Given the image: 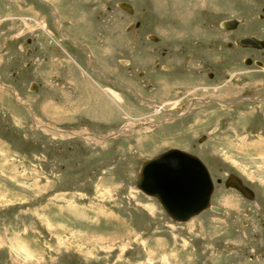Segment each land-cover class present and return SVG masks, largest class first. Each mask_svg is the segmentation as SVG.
<instances>
[{
    "label": "rangeland",
    "instance_id": "374dc122",
    "mask_svg": "<svg viewBox=\"0 0 264 264\" xmlns=\"http://www.w3.org/2000/svg\"><path fill=\"white\" fill-rule=\"evenodd\" d=\"M48 1L65 14L60 37L63 24L39 0H0V264H264V66L256 64L264 51L233 48L243 33L264 39V0ZM118 2H129L133 14ZM228 18L240 25L230 33L221 25ZM67 33L96 51L93 68L169 113L152 114L149 105L132 111L142 105L115 84L133 115L103 103L100 115L89 98L111 102L109 85L62 39ZM66 63L92 86H79L80 94L66 82L59 88L75 77ZM201 96L221 101L186 108ZM53 103L57 113H49ZM163 117L152 131L129 129ZM172 146L200 155L221 179L211 203L223 213L205 209L175 221L136 187L142 161ZM226 173L242 178L253 198L228 189Z\"/></svg>",
    "mask_w": 264,
    "mask_h": 264
},
{
    "label": "water",
    "instance_id": "95a60500",
    "mask_svg": "<svg viewBox=\"0 0 264 264\" xmlns=\"http://www.w3.org/2000/svg\"><path fill=\"white\" fill-rule=\"evenodd\" d=\"M119 6L131 10L128 4L120 3ZM235 25L234 20L222 22V26L226 28ZM235 43L238 46L256 48L264 45L263 41L253 36L239 37ZM256 64L261 65L260 62ZM231 179H228L226 185L248 196L241 182H230ZM136 187L144 194L154 197L175 221H185L208 207L220 211L218 207L210 204L213 183L205 165L197 156L179 148H169L144 159L139 167Z\"/></svg>",
    "mask_w": 264,
    "mask_h": 264
},
{
    "label": "flooded vegetation",
    "instance_id": "af4514ba",
    "mask_svg": "<svg viewBox=\"0 0 264 264\" xmlns=\"http://www.w3.org/2000/svg\"><path fill=\"white\" fill-rule=\"evenodd\" d=\"M42 4H44V5H46L48 8H49V13L54 17V19L57 21V22H61V24H63V29H62V27H61V29L57 32V34L56 35H58L59 37H60V32H61V30H65L66 31V28H65V21H64V19H65V14L63 13V10L61 9V7H59V6H57V3L56 2H54V3H52L51 1H48V0H39ZM119 3H122V2H118V6H119ZM125 11V10H124ZM133 12H134V8H133V6L131 5V10L130 11H125V14L126 15H131V14H133ZM55 14V15H54ZM230 19V18H229ZM239 22V21H238ZM45 24V23H44ZM141 25V21H135L134 22V26H140ZM239 24L235 27V28H233V27H231V28H224V29H226V30H224V31H226V32H232V31H234V29L236 30V29H238L239 28ZM39 28H41L45 33H48V29L46 28V26L44 25V28H42V27H40V26H38ZM56 30H57V28H56ZM244 34V33H243ZM243 34H240V35H243ZM63 36L65 35V34H62ZM66 35H72V36H74V37H72V36H66V37H62V39H65V40H68V41H70L71 43H73L76 47H77V49H79V50H81L82 51V53H83V55H87V57H88V59H87V69L88 70H91L92 71V73H99V74H101L102 75V77H103V79L108 83V87H106L105 89H106V91H107V93H109V95L107 94V97L109 98V100L111 101V102H106V101H98L97 99L96 100H94V98H89V102L91 103V105H92V107H96V105H97V109H98V107H99V105L101 104V103H103V104H101V106L103 107V109L105 110V109H112L113 111L112 112H114V113H116V110L114 109V106L115 107H117V109H119V110H117L120 114H119V116H121V117H123V118H126V117H131V115H133V112H130V109H129V106H131V105H128V104H131V102H130V100H128V99H126L124 96H123V94H121L120 92H118V91H115V89H113V86L115 85V84H119L122 88H124V90L128 93V94H130L132 97H133V99L134 100H137V102L136 103H139V105H142L141 107L140 106H137V105H135V106H133L132 105V108H131V110L132 111H138V110H141L142 108L144 109V108H146L148 105L149 106H151V107H153L154 109L152 110V114H157V113H159V112H162V113H169L168 112V110L166 109L165 110V108H164V106H162V105H159V104H155V103H152V102H148L149 100L148 99H146V98H143V96H142V94H140L139 93V91L138 90H136V89H133L132 88V86H131V84H128V83H126V81L124 80V79H121V78H118V77H113L112 75H109L108 73H107V71L105 70V69H103V68H101V67H97L96 66V68H93V66H92V63L93 62H95V64H97V62H98V57H97V53H96V51L95 50H93L92 48H87V46L86 45H84V44H86L85 43V40H81L79 37H77L76 35H73V34H71V33H67ZM79 41L81 42V44L79 43ZM235 45V44H234ZM233 45V48H235L236 50H240V51H252V52H254V53H256V52H261V51H264V48H262V49H256V48H252V47H239V46H237V45H235L234 46ZM84 49H86V51H84ZM92 52V53H91ZM68 56L70 57V60L72 59L73 60V62L80 68V70L83 72V74H87L93 81H94V78H92V75L90 74L89 75V72H88V70L87 69H85L83 66H81L74 58H73V56H71V55H69L68 54ZM93 56V57H92ZM93 58H94V60H93ZM71 60V61H72ZM254 61L255 60H253V59H251V64H250V66L252 67L253 66V63H254ZM129 62L130 61H128L127 59H120L119 60V64H121L122 66H127L128 64H129ZM261 62V65H259V67H263L264 66V63L262 62V61H260ZM68 66H69V68H68V75L69 74H71V75H73V76H75L74 77V79H72L71 77H69L68 79H62V82L60 83V82H58L57 81V83H60V84H58V87L60 86L61 88H64L65 86H64V84L63 83H68L69 85L67 86V88H71V89H75V91L77 92V93H79V86L81 87V88H86L85 87V85H88V86H92L91 85V83H89V84H83V81L82 80H78L77 79V75H76V71H75V68H74V66H73V64L71 65L70 63H66ZM157 66H159V63L158 64H156ZM66 67V66H65ZM162 68L163 69H170L171 68V66L170 65H162ZM79 70V71H80ZM107 74V75H105V73ZM138 73V75H140V76H142L141 74H143L144 72L143 71H138L137 72ZM70 75V76H71ZM207 76H208V78H212V80H215V73H214V71H208L207 72ZM46 77H51V76H49L48 75V73L46 74ZM227 78V77H226ZM228 79V80H227ZM227 79H225V80H227V81H230V79L231 78H227ZM95 82V84H97V85H99L96 81H94ZM53 82H49L48 83V90H50L51 88H52V84ZM65 83V84H66ZM81 84V85H80ZM83 84V85H82ZM37 86H38V83H37ZM111 86V87H110ZM221 86V85H220ZM59 87V88H60ZM38 88H40L39 86H38ZM216 88V87H215ZM215 88H213V89H215ZM101 90H102V87H101ZM80 92H81V89H80ZM80 94V93H79ZM99 100H100V97H97ZM107 98V99H108ZM217 98H221V97H217ZM254 99V98H253ZM255 99H258V98H255ZM207 100H210V98L209 97H203V96H201V97H197V98H193L192 100L191 99H189V101H188V104H187V106H186V108L189 106V103H191L192 104V108H194V106L195 105H202V103H211V102H213V101H215V102H217L218 101V99H214V100H210V101H207ZM70 101H71V99H70ZM151 101V100H150ZM100 102V103H99ZM178 102H179V100H174V107L176 106V107H178ZM89 103V104H90ZM218 103V102H217ZM120 104H124V109L120 106ZM57 104H52L51 106H52V108L50 109L51 111H49V113H57L58 112V110H57V106H56ZM65 105V103H63V106ZM70 105H72V107L74 106V105H76L75 103H73V101L72 102H70ZM60 107V109L59 110H61L62 111V108H64V107ZM68 107H69V105H67ZM56 107V108H55ZM205 107H207V106H205ZM100 108V107H99ZM186 108L184 109V112H185V110H186ZM52 109H54V110H52ZM104 110H101L102 112H100V109H98V111H99V114L100 115H102L103 114V111ZM98 114V115H99ZM182 114V113H181ZM97 114H96V116H98ZM99 115V116H100ZM104 115V114H103ZM172 116V115H171ZM157 119H163L162 121L161 120H156V119H149V120H146V121H140V122H138V123H135L136 125H131L130 126V128L129 129H133V128H135V129H140V130H149V131H152V128L153 127H156L158 124H162V123H165L166 121H168V120H166V119H164V117L163 118H157ZM173 119V118H172ZM171 119V120H172ZM170 120V119H169ZM48 125H50V126H55V125H51V124H48ZM128 126V125H127ZM151 129H150V128ZM50 128V127H49ZM125 128V127H124ZM124 128H122V130L124 129ZM216 130V128H214V131ZM125 131H127V130H125ZM152 135V134H151ZM198 141H200V140H198ZM172 147H176V146H172ZM176 148H179V147H176ZM180 149V148H179ZM186 150V149H185ZM188 151V150H187ZM161 152V151H160ZM160 152H157V153H155L154 155H157L158 153H160ZM189 152H191V153H193V154H196V153H194V152H192V151H189ZM198 155V154H197ZM198 156H200V155H198ZM201 157V156H200ZM202 158V157H201ZM203 159V158H202ZM206 163V162H205ZM207 164V163H206ZM208 165V164H207ZM208 167H209V165H208ZM226 174H229V173H226ZM216 179H219V178H216ZM241 180H242V178H241ZM222 182L224 183V179H222ZM242 182H243V180H242ZM228 189H230V190H233V191H236L235 189H233V188H228ZM215 190V189H214ZM226 190V189H225ZM214 192V191H213ZM236 192H238V191H236ZM253 194H254V191H253Z\"/></svg>",
    "mask_w": 264,
    "mask_h": 264
},
{
    "label": "bare ground",
    "instance_id": "6f19581e",
    "mask_svg": "<svg viewBox=\"0 0 264 264\" xmlns=\"http://www.w3.org/2000/svg\"><path fill=\"white\" fill-rule=\"evenodd\" d=\"M221 24H222V22H221ZM145 207L147 208V209H149V210H152V209H154V206L152 207L151 205H145ZM219 209H220V211L218 212V211H215V212H218V213H223V210L220 208V207H218ZM210 209V208H209ZM154 213V212H153ZM171 218V217H170Z\"/></svg>",
    "mask_w": 264,
    "mask_h": 264
}]
</instances>
